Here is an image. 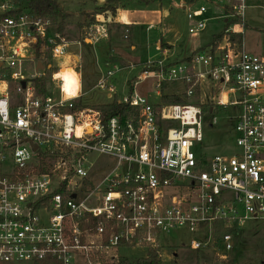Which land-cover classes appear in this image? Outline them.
I'll list each match as a JSON object with an SVG mask.
<instances>
[{
  "label": "built area",
  "instance_id": "2783aa9c",
  "mask_svg": "<svg viewBox=\"0 0 264 264\" xmlns=\"http://www.w3.org/2000/svg\"><path fill=\"white\" fill-rule=\"evenodd\" d=\"M27 2L0 0V262L113 264L121 257L113 251L134 248L160 257L164 235L202 223L210 239L189 246L229 251L238 231L264 223V55L245 46L247 0L175 2L190 34L216 18L225 31L181 61L174 44L160 43L123 100L114 79L135 66L105 61L96 88L131 108L106 121L101 105H83L82 57L69 48L108 39L112 20L97 18L70 41ZM64 70L74 75L71 93ZM147 79L160 99L180 84L172 94L186 102L151 103L137 91ZM231 106L239 108L233 154L198 155L204 112ZM96 155L117 158L99 182L90 176ZM215 223L230 232L216 237Z\"/></svg>",
  "mask_w": 264,
  "mask_h": 264
},
{
  "label": "rangeland",
  "instance_id": "374dc122",
  "mask_svg": "<svg viewBox=\"0 0 264 264\" xmlns=\"http://www.w3.org/2000/svg\"><path fill=\"white\" fill-rule=\"evenodd\" d=\"M61 2L62 9L64 8ZM71 9L77 11L82 0H67ZM178 0H154L140 3L138 0H121L120 8L123 11L135 12L138 25L132 27L128 39L123 38L111 45L103 39L92 44L90 47L73 45L69 48L71 52L81 53L82 61L76 69L82 77L81 89L83 92L82 103L84 106H96L110 103L112 99L107 97L105 91L97 89L96 85L104 72L105 61L114 57L113 60L122 66L132 64L135 69H126L117 74L114 83L117 89V98L123 100L131 90L127 80L138 77L142 66L148 61L157 59L160 56L158 43L163 41L167 44H175L177 57L172 58L183 60L190 56L198 48H203L213 42L214 36L223 33L226 29L225 20L216 18L210 20L205 29L192 35L189 28L193 25L187 18L185 10L177 8L175 2ZM92 3V1L90 2ZM246 30L243 34L246 49L256 54L264 55V0H247ZM93 4V3H92ZM124 4V5H123ZM123 5V7H122ZM107 6L86 11L81 9L76 13H66L67 25L61 32L70 41L81 40V34L86 25L96 21V15L105 13ZM168 10L169 15L165 17L162 26L148 28L146 21L149 15L160 14V10ZM155 14H151V13ZM211 16V15H209ZM158 22L161 18H155ZM112 30L118 35H124V29L111 24ZM131 28V29H132ZM175 48V47H173ZM1 56V50H0ZM28 63L27 67H32ZM49 76L51 72L47 71ZM64 73V74H63ZM67 88L71 93L75 89L74 75L69 70L62 72ZM153 79L145 80L137 91L139 94L149 98L151 103H159L160 97L153 90ZM207 89V87H205ZM183 87L178 85L167 86L165 93H182ZM185 100V99H184ZM186 102V101H185ZM239 108L229 107L218 108L213 111L204 112L203 131L204 141L196 147L198 155L205 154L213 156L218 154L230 155L236 149L235 146V124ZM94 169L90 176L96 177L99 182L110 171L115 169L117 158L107 155H96L93 157ZM212 226L210 223H202L196 233L188 230H172L164 235L161 240L160 259L163 264H264V223L262 221L250 222L243 229L234 235L233 247L229 251L218 250L209 247L202 250H195L189 245L191 240L210 239ZM185 245V246H184ZM131 260L136 258H147L149 251L145 248L121 249L113 251ZM29 264V263H21Z\"/></svg>",
  "mask_w": 264,
  "mask_h": 264
},
{
  "label": "trees",
  "instance_id": "16d2710c",
  "mask_svg": "<svg viewBox=\"0 0 264 264\" xmlns=\"http://www.w3.org/2000/svg\"><path fill=\"white\" fill-rule=\"evenodd\" d=\"M27 6L30 12L36 17L48 18L51 20L52 24L56 27L59 32H62L66 25L68 14L62 9V6L58 0H27ZM113 13L116 12L115 8H111ZM222 33L214 36V40L219 39ZM242 37H240L241 39ZM43 83L39 85L41 91L45 90V79ZM162 103L164 104H181L185 103V100L176 94H163ZM99 109L104 113V120L113 117L121 116L126 119L131 112V108L128 105L121 104L117 101L99 106ZM215 235L216 237H221L223 234L230 232L228 229H224L220 223H215ZM0 264H10L7 262H0ZM113 264H163L159 256H154L150 254L147 258H136L129 259L127 257L121 256L119 258V263Z\"/></svg>",
  "mask_w": 264,
  "mask_h": 264
},
{
  "label": "crops",
  "instance_id": "0c3cea01",
  "mask_svg": "<svg viewBox=\"0 0 264 264\" xmlns=\"http://www.w3.org/2000/svg\"><path fill=\"white\" fill-rule=\"evenodd\" d=\"M60 1H63V3H64V4H62L63 7H64L63 10L66 11L67 13H69V14L70 13L71 14L72 13H76V12L80 11L81 9L86 10V11L87 10L90 11L91 9H94V8L107 6L108 8H107V10H105V13L97 14L96 15V19L97 18H110L112 20V24L124 29V33H125L126 28H129L130 31L132 32V30H133L132 27H134V26L139 24L138 23L139 21L137 20V17H136L137 14L135 12L123 11V9L120 8L121 0H82V2L80 3V8L77 11H74V10L71 9V6H70V4L68 3L67 0H60ZM91 1H92L93 4L90 3ZM138 1L143 4V3L147 2V1L151 2V1H154V0H138ZM123 5H122V7H123ZM111 8H115L116 12L113 13ZM159 13L160 14H157V15H149L148 14V18H147L146 21L150 24L149 27H148L149 29L152 28V27H155V25H158V24H159V26L160 25L162 26L165 17L169 15L168 10H163L162 9V10H160ZM151 14H155V13L153 12ZM155 18H161V19L157 22ZM123 38H124V35H118L116 33V30H112V28H111L109 38L107 40H105V41L108 42L111 45L112 43L121 41ZM160 43H164V42L161 41ZM160 43H158V46H159ZM92 44H94V43L87 42V45H84L82 48H85V47L87 48V46L90 47ZM176 47L177 46L175 45V48H174L175 55H174V57H177ZM253 53H255V52H253ZM79 54H81V53H79ZM185 58H187V57H185ZM176 61H180V60L176 59Z\"/></svg>",
  "mask_w": 264,
  "mask_h": 264
},
{
  "label": "water",
  "instance_id": "95a60500",
  "mask_svg": "<svg viewBox=\"0 0 264 264\" xmlns=\"http://www.w3.org/2000/svg\"><path fill=\"white\" fill-rule=\"evenodd\" d=\"M40 66H41V64H39ZM24 85H25V82H24ZM34 146V149H36L37 148V146L36 145H33ZM154 256H156V253H154L153 254Z\"/></svg>",
  "mask_w": 264,
  "mask_h": 264
},
{
  "label": "bare ground",
  "instance_id": "6f19581e",
  "mask_svg": "<svg viewBox=\"0 0 264 264\" xmlns=\"http://www.w3.org/2000/svg\"><path fill=\"white\" fill-rule=\"evenodd\" d=\"M63 74H64V73H63ZM64 86H65V90H66V88H67V83H66V81H65V85H64Z\"/></svg>",
  "mask_w": 264,
  "mask_h": 264
}]
</instances>
